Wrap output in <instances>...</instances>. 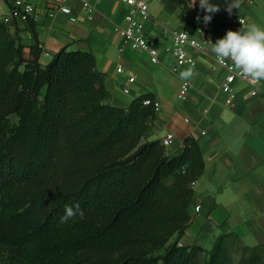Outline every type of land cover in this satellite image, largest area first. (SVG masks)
Returning a JSON list of instances; mask_svg holds the SVG:
<instances>
[{
  "label": "trees",
  "instance_id": "1",
  "mask_svg": "<svg viewBox=\"0 0 264 264\" xmlns=\"http://www.w3.org/2000/svg\"><path fill=\"white\" fill-rule=\"evenodd\" d=\"M11 26L0 18V264H264V246L246 245L235 263L236 236L212 238L209 224L179 245L205 160L192 136L174 157L148 140L154 96L110 104L92 52L62 48L42 64ZM66 206L75 215L61 222Z\"/></svg>",
  "mask_w": 264,
  "mask_h": 264
},
{
  "label": "crops",
  "instance_id": "2",
  "mask_svg": "<svg viewBox=\"0 0 264 264\" xmlns=\"http://www.w3.org/2000/svg\"><path fill=\"white\" fill-rule=\"evenodd\" d=\"M30 1L38 7L33 19L35 36L29 22L16 20L11 26L24 45L26 58L32 57L31 48L36 44L41 48L42 64L49 63L62 48L92 52L98 70L105 73L108 103L128 106L141 95L155 97L158 117L148 140H162L172 133L173 139L165 146L168 157L181 154L189 136L199 143L205 170L194 186L189 206L192 220L180 241L193 245L201 229L209 224L212 238L233 233L242 245L264 246V80L262 93L249 99L242 96L246 84L237 81L238 98L234 106H227L220 90L227 71L218 66L210 46V41L214 43L228 30L247 29L254 24L264 27V0H238L239 6L231 15L226 9L218 11L208 24L201 12L170 11L162 0H150L144 34L160 49L158 63L147 51L120 50L122 41L115 32L125 13L120 0H90L97 8L92 19L87 18L80 0H70L77 22L52 12L47 0ZM12 3L0 0V18L10 14ZM235 16L245 17L246 24L232 23ZM188 21L199 26L196 35L204 40V48L192 51L195 65L173 70L176 62L166 50L170 39L163 33V26L184 28ZM118 67L124 72L119 73ZM185 72L191 74L182 76ZM130 77L135 80L130 82ZM183 80L189 81L191 88L180 95ZM125 87L129 93H124ZM176 238L174 235L171 242Z\"/></svg>",
  "mask_w": 264,
  "mask_h": 264
},
{
  "label": "built area",
  "instance_id": "3",
  "mask_svg": "<svg viewBox=\"0 0 264 264\" xmlns=\"http://www.w3.org/2000/svg\"><path fill=\"white\" fill-rule=\"evenodd\" d=\"M52 12H60L69 17L71 22H77L78 17L74 15L73 6L69 3L70 0H47ZM82 9L86 12L88 19H92L97 11V8L90 0H80ZM125 13L123 21L115 25V32L122 41L120 50L125 48L133 50L147 51L155 63L159 62V47L156 42L148 39L144 34L145 21L150 17V0H120ZM38 7L30 0H13L11 12L8 16L1 19L8 24L13 25L16 20L30 21L36 17ZM51 12V15L53 13ZM232 23L246 24V18L235 16L231 19ZM163 33L170 39V44L166 50L170 52L176 62L177 67L183 65H195L196 57L192 53L193 50H202L204 48V40L200 39L196 34H192L185 28H173L167 25L163 26ZM225 35L223 32L222 36ZM219 37V38H221ZM219 67L225 69L227 74L220 85L221 92L225 95V104L227 106H234L238 98L236 90V82L242 81L246 84L247 90L243 93L245 99L256 97L262 93L261 81H257L249 76H245L239 68L227 59L219 62L216 59ZM117 71L123 73L124 69L118 67ZM134 77H130L129 81L133 82ZM191 88V84L187 80L181 83V94L187 93ZM124 93H129V88L123 89ZM149 103V99L145 104ZM173 139V134L168 133L161 141L164 146L170 144ZM201 206H196L195 212H200ZM179 245H183L182 242Z\"/></svg>",
  "mask_w": 264,
  "mask_h": 264
},
{
  "label": "clouds",
  "instance_id": "4",
  "mask_svg": "<svg viewBox=\"0 0 264 264\" xmlns=\"http://www.w3.org/2000/svg\"><path fill=\"white\" fill-rule=\"evenodd\" d=\"M198 2L199 7L205 12L204 23H210L213 19L212 14L218 12L220 6L215 3V0H198ZM195 3L196 0H193V5ZM224 6L231 15L232 10L239 5L237 0H226ZM210 46L219 62L230 59L245 76L257 81L264 80V27L254 24L247 29L228 30L214 43L210 41ZM190 74V72H185L182 76ZM73 215H75L74 209L66 206L61 222H66Z\"/></svg>",
  "mask_w": 264,
  "mask_h": 264
},
{
  "label": "rangeland",
  "instance_id": "5",
  "mask_svg": "<svg viewBox=\"0 0 264 264\" xmlns=\"http://www.w3.org/2000/svg\"><path fill=\"white\" fill-rule=\"evenodd\" d=\"M163 2L166 3L167 8L170 11H173L175 9H179L181 10L183 13H186L187 11H192V12H201L203 14V16L205 15V12L199 7V2L198 0H196V3L193 5V0H174L173 1H168V0H162ZM215 1H225V0H215ZM238 1V0H237ZM11 119L13 122H17L18 118L15 115L11 116ZM230 249L233 255V258L236 262H239L243 250H242V244L240 243V241L235 237H231L230 238ZM163 253V250L158 251L156 253V255H160Z\"/></svg>",
  "mask_w": 264,
  "mask_h": 264
}]
</instances>
